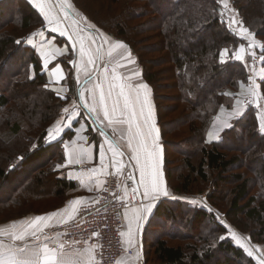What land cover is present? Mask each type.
<instances>
[{"label":"trees","instance_id":"trees-1","mask_svg":"<svg viewBox=\"0 0 264 264\" xmlns=\"http://www.w3.org/2000/svg\"><path fill=\"white\" fill-rule=\"evenodd\" d=\"M72 1L98 28L116 30L117 36L124 38L137 56L144 78L153 86L165 147L167 183L173 193L190 194L193 176L197 175L198 180L205 183L209 178L207 170L225 173L233 166H255L252 179L239 173L233 176L238 183L225 218L236 230L248 234L253 242L264 241V135L259 131L257 110L248 108L222 133L220 141L206 143L207 132L220 107L232 106L233 98L227 92L238 91L240 85L248 81L244 63L233 59L234 51L245 41L223 18L221 1L100 0L104 10L94 14L85 10L78 0ZM233 2L240 8L244 24L256 37L264 39V0ZM251 4H254L253 13L249 11ZM108 12L110 18H103V13ZM141 18L145 19L139 27L130 25L131 21ZM43 26L44 19L28 0H0V224L60 208L69 198L68 192L75 187V183L57 169L65 159L61 140L46 142L48 129L58 118L64 100L50 89L36 49L25 45L26 38ZM143 32H151L160 39L166 51L172 88L177 91L174 100L183 109L182 121L196 138L195 150L184 157L187 175L179 177L181 181L176 188L171 183L172 170L167 166L169 141L165 138L166 128L154 85L158 76L147 70L135 49V44L141 41L138 35ZM224 49H228V59L221 63ZM261 90L264 93V81ZM167 114H171L168 108ZM168 133L173 135L174 132ZM233 141L236 143L229 146ZM228 151L238 152V156H230ZM196 154L200 155L197 163L193 160ZM252 187L258 190L250 196ZM42 192L46 196H41ZM218 193L214 187V192L207 195L211 208L222 199ZM50 199L55 200L51 206L43 209L37 206ZM177 209L183 213L178 214ZM211 211L190 202L181 204L174 198L161 201L154 213L156 220H163L161 232L156 234L153 249L145 254V263L254 264L233 241L219 239L224 229ZM240 214L259 226L257 240L252 232L240 227L241 219H237ZM194 223L196 227L189 228L192 235L181 233L180 229L185 230L186 225ZM178 224L183 228H176ZM170 239H185L189 243L171 244Z\"/></svg>","mask_w":264,"mask_h":264},{"label":"crops","instance_id":"crops-1","mask_svg":"<svg viewBox=\"0 0 264 264\" xmlns=\"http://www.w3.org/2000/svg\"><path fill=\"white\" fill-rule=\"evenodd\" d=\"M38 2H40V0H32L30 3L44 19V26L28 38V45L35 48L39 54L42 62V72L47 77L50 89L55 91L60 97H64V105L58 118H56L48 129L46 142L53 143L61 140L65 159L58 166L64 164H67V166H57V169L61 171L62 176L74 182L75 187L68 192L69 198L60 208L41 214H28L0 224V232L3 233V235L0 236V243H11V240L7 237L9 230L14 224L17 225L15 231L19 233L23 231V227L21 226L23 222L31 223L37 217H47L53 213L63 212L64 209L69 208V205L73 201L81 200L85 202L82 205L92 202L97 193L102 189L108 173L112 170L117 173L116 167H120L121 164L123 167L117 174L123 175L132 171L139 185L140 175L134 156L138 155L140 164L144 165L147 160V152H152L154 155L151 157V162H154L157 166V170L162 173L163 186L169 195L167 197H160L155 201V207L152 212L148 214L143 228L137 230L135 221L136 214L140 212V214L143 215L140 210L144 209L148 203L152 202L150 200H144L143 188L139 185L143 201L142 205L126 210L123 215V232H128L129 223H131L134 233V246H130L124 243V241L123 243L125 248L132 250L134 253L132 255L123 254L116 263L118 264L119 261H126V264H146L144 261L145 254L149 251V245L152 243L150 242L152 241L150 239V233L153 231V226L158 222V220H156L157 218H154L156 207L161 201L171 200L175 197L172 189H170L167 183L165 148L162 142V134L158 121V110L152 87L145 80L142 68L138 65L130 48L126 45L124 48H117L115 45L123 43L111 40L97 29L88 27L81 19L80 14L71 7V0H44V13H47V18L44 13L41 12L40 8L36 6ZM49 21H51V23H49ZM242 28L246 30L247 35H243L241 29L237 35L240 39L245 41L246 44L244 43L238 46L233 55V59L237 60L235 54L239 53L240 49L243 48L245 50L241 53L243 59L238 61L245 63L247 69L255 71L256 76L253 78V74L249 72L247 83L241 84L238 91H228L227 95L233 98L232 106L230 108L221 106L219 112L215 116L214 121L217 119L220 122H225V125H231V127L233 121L241 117L248 110L245 100L251 96L249 90L253 87V79L256 86H258L260 99L255 103H250V105L257 110L259 125L261 121L264 120V93L261 90L262 80L260 78V74L264 73V60L261 59V57H264V40L256 37L247 27L243 26ZM61 32H63V34H61ZM82 45L86 53L83 57H81ZM88 53L91 54V59L94 60V63L91 65L87 63L89 59ZM227 59L228 56L226 60ZM46 60L48 62L47 68L44 67ZM131 61H135V63ZM118 64L122 66H118ZM57 68L61 70L59 73L56 72ZM105 68L108 69L107 72L104 71ZM68 69H71L70 75H68ZM113 69H115V73L121 78L120 83L129 85L132 89L131 95L133 100H135L138 94L141 102L134 105L136 117L133 123L131 136H129L127 123L114 122L112 125H109L108 122L103 119L100 109V94L103 92L105 95V104L109 110L110 116L112 115L113 104L118 99L119 110L116 115L121 118H123L121 113L123 116H130V111L124 109L123 99L119 98L117 95L119 88L113 89L111 99L107 96L110 85L116 82L112 79ZM125 77H130L131 79H124ZM97 85L100 87L98 88ZM140 85H146L147 89H140ZM127 90L128 89H126V91ZM81 95L84 96L83 101L80 99ZM252 100H254V97H252ZM145 101L147 102L146 104L143 103ZM237 102H239V104ZM85 105L89 107L95 106L97 109L96 113L90 112ZM142 105L143 116L140 115ZM64 109H68L69 111L65 113ZM241 112L242 114H238ZM69 123L71 127L68 126ZM137 124L139 125V131L143 133L142 140L140 137L136 136ZM225 125L221 126L220 123L214 124V122H212L206 135L207 143L220 141L222 133L231 128ZM152 127H154L156 131L152 132L151 136H149ZM57 129L59 130L57 131ZM50 133L54 134V138L51 142H49ZM105 140L115 145L119 151L123 153L122 156L117 158L118 162L116 166H113L111 163L113 153L108 150L109 145L104 143ZM154 140L156 141L155 146L153 145ZM129 141H131L132 144L131 150L128 147ZM141 144L146 146L147 152L140 149ZM101 147L105 150V155L107 157V172L103 175H80L82 173H88L93 168L101 167ZM81 150H89L86 153L84 161L80 164H68V159L70 157L75 159L76 154ZM69 173L75 175L69 178ZM97 181L104 182L100 189H97L95 186ZM81 182H83L85 187H81ZM87 186H91V191L88 190ZM82 205L78 206V208L80 209ZM69 211H71L70 208ZM63 218L64 217H56L54 220L50 221L54 226L45 229V231L41 233V237L42 239L45 236L48 237V239H44L43 242L50 248H55L57 243L63 244L65 246V260L68 261L69 264H72L73 261L81 260V257L78 256L77 253H83L90 246H71L63 243L58 234L62 226L57 225V220ZM43 223L44 222L41 223V226ZM53 237L56 239L53 240ZM17 245H20V242H17ZM23 245L35 247L36 241L29 238L23 242Z\"/></svg>","mask_w":264,"mask_h":264},{"label":"rangeland","instance_id":"rangeland-1","mask_svg":"<svg viewBox=\"0 0 264 264\" xmlns=\"http://www.w3.org/2000/svg\"><path fill=\"white\" fill-rule=\"evenodd\" d=\"M220 1H221V6H222L223 18H225V20H226V22L229 25L231 30H233L237 34L239 32V30L241 29V26L247 27L244 24L243 19L241 17L240 8L234 4L233 0H226L227 5H228L227 7H225V0H220ZM78 2H80V4L84 7V9L87 10L88 12H90V14H94L98 10L101 11L100 9L104 8V7L103 8L101 7L102 2L100 0H78ZM71 7L74 9V11H76V12H78V14H80L81 19L83 20V22L85 24L88 25V27L97 29L99 32L106 35L109 39L118 41L120 43H123L127 47H129L128 44L124 41V38H120L119 36H117L116 30H112V29L103 30L101 28H98L92 21H90L74 5L72 0H71ZM257 8H258L257 12H259V14H260L261 10H259V7H257ZM253 9H254V4H251L249 6V11L251 13H253L254 12V11H252ZM103 14H105V15H103V18H105V19L110 18L109 12L103 13ZM94 16L98 17L97 15H94ZM144 19L145 18H141L137 21H131L132 23H130V25L132 24L133 26L139 27V25L144 21ZM233 19H235L237 21L236 24L232 23ZM107 24L108 23L105 22L104 26H106ZM39 30H37V31H39ZM37 31H35V32H37ZM35 32H33V33H35ZM29 37H27L25 40V45H27V46H29L28 45V38ZM138 37L141 41L138 44H135V49L139 53V57H140L141 62H143L144 66L147 67V70L153 71L158 76V80L154 85H155V90H156V96L158 97L157 101H158L159 108H160L161 120H162V122L166 128L165 131L167 134H166L165 138L168 139V141H169V146H168V152L169 153L168 154H169V161L170 162L167 166H168V169L172 170L173 177L171 176L172 177L171 183L176 188L179 186L180 181H181V179H179V177H181V176L184 177L185 175H187L188 171L184 165V157L186 156L187 153H190V152L195 150V148L193 146H194V141L196 138L189 131L187 125H185L184 122L182 121L183 109L179 106L178 102L174 100V98L177 94V91L172 88L174 84H173V81L171 80V77L169 75L170 64L167 63V61H166L168 56H167L166 51L163 50L164 48H162V45L160 44V39H158L156 36H152L151 32H146V33L143 32L142 34H139ZM30 47H32V46H30ZM237 48H236V50H237ZM130 50H131V48H130ZM235 51H234V53H235ZM132 53L135 56L137 63H138L137 56L134 54L133 51H132ZM138 65H139V63H138ZM244 65L247 68V65L245 63H244ZM247 71H248V76H249V72L253 74V78H254V76H256L255 71H252L251 69H247ZM142 72H143V68H142ZM254 73H255V75H254ZM70 74H71V69H68V75H70ZM143 76H144V72H143ZM253 81H254V79H253ZM151 87H152V90L154 93V88L152 85H151ZM154 99H155V97H154ZM167 108L170 110L171 114H167ZM218 112H219V110H218ZM214 119H215V117H214ZM214 119H213L214 124L220 123L221 126L225 125V122H220L217 119L214 121ZM170 131L174 132L173 133L174 136L170 135L168 133ZM191 136H193V137H191ZM161 137H162V135H161ZM187 137H189V138L187 139ZM162 142H163V139H162ZM236 142L238 143V140H236ZM236 142L233 141L230 144L228 143V145L233 146L234 143H236ZM206 143H207V141H206ZM208 144H210V143H208ZM228 152H229L230 156H235V155L238 156V154H237L238 152H234V151L233 152L228 151ZM240 156H241V158H244L243 157L244 155L240 154ZM199 159H200V155H198V154H196L193 157V160L196 163L199 161ZM254 171H255V166L253 168H251V167L241 168L239 166L237 168V167L233 166L225 173H217V172H212V171L207 170L209 178L205 183L199 181L198 176L194 175L193 176V183L190 185L191 193L190 194L178 193L176 195L174 194V196H175L174 200L178 201L181 204L190 202L192 204H196V205H199L201 207L204 206L205 209H207L209 211L212 210L211 212H214L216 215L217 223L219 225H221V227L224 229V232L219 239L220 240H226V241H230V240L233 241V243L236 246L241 247V249H243V251L245 252V254L247 255V257L249 259H252L254 261V264H264V241L253 242L248 234H243L240 231L236 230L225 218V212H227V210L229 208L230 201L234 197V193H233L234 190L233 189L236 187V185L238 183L234 180L233 176L239 173V174H243V176L247 179H252L255 177ZM20 177L21 176H19V179H20ZM215 183L218 184V186ZM214 187L216 189V192L217 191L219 192L218 195L222 199H219L221 201L217 202L218 205H216L215 207L213 205L211 208V205L207 202V195L214 192ZM257 190H258V188L256 189V187H252L249 195L250 196L254 195L255 193H257ZM41 196H46V193L42 192ZM257 196H260L258 199L261 201V195L258 194ZM54 201H53V199H50V200L45 201V202L37 203V206L39 208L43 209L46 206L47 207L51 206L54 203ZM177 210H178V214L183 213L181 210H179V209H177ZM233 219H235V218H233ZM237 219L238 220L241 219V221H240L241 226L240 227L242 228V230L252 232L254 234L256 240H257L258 239V233H259V228H258L259 226L256 224V222L249 219L244 214H240ZM162 221H158L156 223V225L153 226L154 229L152 228L153 231H152V233H150L151 234L150 239L152 240L150 242H152V243L149 245V248H148L149 251L153 249L152 245H153L154 241H156V239H155L156 236L158 234L160 235V232H161L160 231L161 230L160 225H162ZM195 222H197V220H195ZM163 226H164V224H163ZM179 226H182V228H183V225H181V224H178L175 227L178 228ZM190 227L191 228L196 227V223H194L193 225H190V226L186 225L184 227L185 230L180 229L181 233L183 235L184 234H187V235L191 234L192 235ZM158 238H159V236H158ZM219 239H217V242H219ZM180 241H175L173 239H170L169 243H171V244L177 243L178 244V242H180L183 245H186L189 243L188 240H185V239H183V240L181 239ZM213 243H216V241H214ZM202 244H204V243H202ZM249 253H251V255H249ZM148 264H154V263H151L149 261Z\"/></svg>","mask_w":264,"mask_h":264},{"label":"snow or ice","instance_id":"snow-or-ice-1","mask_svg":"<svg viewBox=\"0 0 264 264\" xmlns=\"http://www.w3.org/2000/svg\"><path fill=\"white\" fill-rule=\"evenodd\" d=\"M29 2H32V0H29ZM36 6L38 8H40L41 12L44 13V0H40V2H38L36 4ZM227 2L225 0V7H227ZM45 17L47 18V13H44ZM49 23H51V21H49ZM233 24H236L237 21L235 19L232 20ZM241 30H242V34L243 35H247L246 30H243L242 26H241ZM61 34H63V32H61ZM17 43H20L19 41H17ZM255 46V45H254ZM115 47L117 48H124L126 47L123 44H117L115 45ZM245 50L243 48L240 49L239 53L235 54V58L237 60H242L243 57L241 55V53H243ZM85 50L83 48V45L81 46V57H83L85 55ZM89 55V59L87 61V63L89 65L94 63V60L91 59V54L88 53ZM130 55V54H129ZM228 56V50L226 49L223 53H221V59L220 62L221 63H226ZM262 60H264V57H261ZM132 63H135V61H131ZM47 60L45 61V65L44 67L47 68ZM118 66H122L119 65ZM61 70L59 68L56 69V72L59 73ZM105 72L108 71L107 68L104 69ZM87 74V73H86ZM138 75V73H137ZM255 75V73H254ZM260 78L262 81H264V73L260 74ZM112 79L114 81H116L115 83L110 85L109 91H108V98L111 99L112 95H113V89L115 88H119V92H118V97L123 99L124 102V109L126 111H130V116H123V114L121 113V116L123 118H121L120 116H117V111L119 110V99L116 100L113 104L112 107V115L110 116L109 114V110L105 104V95L103 92H101L100 94V109L103 115V119L106 120L108 122L109 125H112L114 122H119V123H127L128 124V131H129V136L132 135V127H133V123L135 122V117H136V112H135V107L134 105L136 103H141L140 99H139V95L137 94V96L135 97V100H133L131 92L132 89L130 88L129 85H126L124 83H120V77L115 73V69H113V77ZM124 79H131L130 77H125ZM253 83V87L252 89L249 90V94L254 97V100L249 101V103H255L256 101H258L260 99L259 97V93H258V86H256L255 81L252 82ZM97 87L99 88L100 86L97 85ZM140 89H147L146 85H140L139 86ZM126 89H128L126 91ZM138 91V90H137ZM61 99H63L64 97L61 96ZM81 101L84 100V96L81 95L80 97ZM144 104H146L147 102H143ZM239 104V102H237ZM85 107L88 108V110L92 113H96L97 109L95 106L89 107L88 105H85ZM65 113H67L69 110L68 109H64ZM238 114H242L238 113ZM140 115L143 116V105L141 107V112ZM236 115V114H234ZM69 127H71V124L69 123L68 125ZM226 127H231V125L226 124ZM137 127V132H136V136L140 137L141 140L143 139V133L139 131V125H136ZM59 129H57L58 131ZM156 129L154 127H152V129L149 132V136H151L152 132H155ZM259 131L262 135H264V120L261 121L260 125H259ZM54 138V134L50 133L49 134V142L52 141V139ZM105 144L109 145V151H111L113 153V157H112V165L116 166L118 160L117 158L122 156L123 153L119 151V149L111 144L108 140L104 141ZM153 145H156V141H153ZM128 147L131 150L132 148V144L131 141L128 142ZM140 149H143L147 152L146 150V146L144 144L140 145ZM89 150H81L79 151L76 156L75 159H72L71 157L68 159V164H80L84 161V158L86 156V153ZM154 154L152 152H147V160L145 162L144 165L140 164V160L138 155L134 156V159L136 160V165H137V169L139 171V175H140V180H139V185L140 187L143 188V198L145 201H152L151 203H148L147 206L140 210L142 211L143 215L140 214V212H138L136 214L135 217V221H136V229L137 230H141L143 228V224L144 222L147 220L148 218V214H150L153 210V208L155 207V201L158 200L160 197H167L169 194L167 192V190L164 188L163 186V182H162V173H160L157 170V166L154 162H151V157ZM19 159H23L22 157H20ZM100 163H101V167H97V168H93L91 169L88 173L84 174H80V175H88V176H92L93 174H99V175H103L107 172V168H108V163H107V157L105 155V150L103 149V147L100 148ZM67 164L64 165H60L58 167H66ZM123 165L121 164L120 167H116V172L119 173L122 169ZM75 174L69 173V178H72V176ZM129 178L131 177V174L129 173ZM103 181H97L95 186L97 187V189H100L103 185ZM81 187H85V185L83 184V182H81ZM88 190L91 191V186H87ZM138 191V189H133V192ZM126 202V201H124ZM83 201L81 200H77V201H73L71 202V204L69 205V208L71 209V211H69V208H66L63 210V212H59V213H53L50 216L47 217H37L35 218L34 221H32L31 223L28 222H23V224L21 225L23 227V231L17 233L15 231L17 225H12V228L9 230L8 233V237L11 240L10 244H4V243H0V264H69L68 261L65 260V246L63 244H56L55 248H50L47 244H45L43 242L44 239H48L47 236L41 237V233H43L45 231V229L49 228V227H53L54 225H52L50 223V221L54 220L56 217H64L61 220H57V225L62 226L64 224H68L69 222H71L72 220L75 219L76 215L79 212V208L78 206L82 205ZM96 203H99V201L97 200ZM43 223V225L41 226V223ZM26 225V226H24ZM3 233L0 232V236H2ZM95 236H98V233L94 234ZM124 243L130 245V246H134V240H133V227L132 224L129 223V229L128 232H121L120 233ZM31 238L32 240L36 241V246L35 247H30L27 245H23V242L26 239ZM126 238V239H125ZM53 240H55L56 238L53 237ZM17 242H20V245H17ZM15 245V246H14ZM128 249L126 248L125 251H127ZM99 251V246L97 245H92L90 246L88 249H86L83 253H77L78 256L81 257V260L79 261H73L72 264H100V260H98L95 256V253ZM249 255H251V253H249ZM138 258V257H137ZM118 264H126V261H119Z\"/></svg>","mask_w":264,"mask_h":264},{"label":"built area","instance_id":"built-area-1","mask_svg":"<svg viewBox=\"0 0 264 264\" xmlns=\"http://www.w3.org/2000/svg\"><path fill=\"white\" fill-rule=\"evenodd\" d=\"M251 100V96L245 100L247 108L251 107ZM129 173L132 178H129ZM134 188L138 191L133 192ZM97 200L99 203H96ZM142 203L135 174L131 171L118 175L112 170L95 199L82 205L77 217L62 225L58 234L66 245L99 246L96 258L100 264H116L123 254L134 253L132 250L125 251L120 235L123 232L124 212ZM96 233L98 236L94 235Z\"/></svg>","mask_w":264,"mask_h":264}]
</instances>
